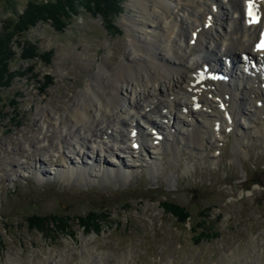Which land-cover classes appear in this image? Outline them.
<instances>
[{"label":"rangeland","instance_id":"rangeland-1","mask_svg":"<svg viewBox=\"0 0 264 264\" xmlns=\"http://www.w3.org/2000/svg\"><path fill=\"white\" fill-rule=\"evenodd\" d=\"M25 1L14 0L16 12L22 13ZM130 1H120L110 25L103 21L108 8L87 10L76 2L64 25L38 19L19 41H9L12 77L0 89V264H48L58 258L83 264L86 250L95 253L98 264H121L124 256L130 264H255L264 259V134L245 115L235 116L239 124L220 142L206 132L202 145L155 150L158 165L153 169L142 151L149 140L142 137L143 149L122 157L127 174L122 181L63 172L66 163L77 164L72 152L77 126L66 112L82 98L101 61L113 68L123 58L130 44L124 22L136 14ZM10 11L0 1V22ZM160 25L165 31L160 42L169 49L178 29L174 13L166 11ZM29 44L39 55L30 56L26 48L21 53ZM150 114L158 122L159 112ZM68 132L71 143H62ZM107 146L117 153L115 148L124 145ZM97 158L117 165L108 153ZM38 167L45 173L38 174ZM162 196L184 205L188 221L180 224L163 212L157 202ZM94 205H104L109 219L93 230L71 221L57 233L40 232L29 229L25 219L31 212L82 214ZM202 207H208L212 228L196 241L189 224Z\"/></svg>","mask_w":264,"mask_h":264},{"label":"bare ground","instance_id":"bare-ground-1","mask_svg":"<svg viewBox=\"0 0 264 264\" xmlns=\"http://www.w3.org/2000/svg\"><path fill=\"white\" fill-rule=\"evenodd\" d=\"M241 1L227 0L226 5L221 0L219 3L223 9L219 8V3L216 4L215 0L130 1V6L136 14L124 22L130 44L125 47L123 58L113 68H107L101 61L81 91L82 98H77L73 107L66 112L67 119L77 126L72 134H75L74 141L79 146L76 150L73 145L75 143L72 144L73 158L77 159V164L73 161L66 163L63 169L66 176L74 174L76 178L89 176L106 180L114 177L120 181L126 178L120 152H129L131 149L125 144L127 137L122 132V126L129 125L131 121V127L137 126L138 134L140 132L141 137L149 140V144L142 149L152 163L151 169L158 165L154 155L157 149L177 151L178 147L186 143L202 145L201 142L206 139L205 132L211 133L212 136L215 133L220 135L219 130H212L213 122L210 126V120L218 124L226 121L212 101L219 93H228L227 107L232 114L230 126L236 123L234 115L238 112L240 115L246 114L248 121L255 123L258 130L264 134V91L259 84L254 85L258 77L236 75V79L228 83L217 84L214 92L199 89L198 85L187 90L190 72L194 67L200 63H207L208 67L216 65L217 54L214 48H217L219 43L225 41V50L228 52L250 51V39L256 25L242 23ZM261 7L264 17V0L261 1ZM168 10L174 13L178 29L172 37V47L166 49L160 42V38L165 34L160 20ZM168 28V33L171 34V24ZM148 30L154 31V34ZM197 51L198 54H195ZM203 93L207 95L204 96ZM192 97L196 99L192 101ZM257 99L262 100L258 106ZM195 101L200 102L203 109L192 110L190 105L196 103ZM182 107H186V110L183 111ZM174 109L180 114L176 115ZM150 112H159L158 122L151 117ZM164 119H167V123H164ZM140 121H143L145 126H150L148 131L143 130V122ZM89 122L92 126L88 127L86 132L84 130L89 126ZM151 127L157 128L158 132L162 131V136L156 143L152 141ZM109 128L111 130L108 132ZM68 134L71 133L61 137L62 143H71L72 135L68 137ZM101 137H106V141L98 139ZM115 137L124 142L123 147H118L119 151L123 149L119 153H115L113 147L107 146L109 140L117 139ZM82 145L90 151L91 157L83 155L86 151L81 149ZM106 153L117 160V165L101 163V158L97 157ZM36 172L43 174L45 170L38 167ZM63 260L64 258L51 259L48 264H64ZM82 263L99 262L94 252L86 250ZM121 264H130L126 256ZM255 264H264V259L257 260Z\"/></svg>","mask_w":264,"mask_h":264},{"label":"trees","instance_id":"trees-1","mask_svg":"<svg viewBox=\"0 0 264 264\" xmlns=\"http://www.w3.org/2000/svg\"><path fill=\"white\" fill-rule=\"evenodd\" d=\"M0 1L3 3L5 9L11 10L10 14L4 17L0 22V89H2L8 86L12 77L8 70V57L12 54V51L9 49V41L12 38H17V41H19L22 33L33 25L36 20L51 18L54 19L55 25H59L60 23L64 25L65 20L75 12V3L79 2L76 4L83 6L87 10L99 7L108 8L109 10L103 14V21H105L107 25H110L112 24L110 14L119 10V3L121 0H110L109 6L106 5V0H26L21 10L22 13L15 11L14 0ZM24 48L30 49V56L39 55L33 44L21 48V53ZM157 202L160 204L162 211L170 214L176 222L183 224L188 221L190 212L184 205L177 204L166 196H162ZM207 209L208 207L200 208L194 223L189 224L192 236H194L193 239L196 241L201 239V237L207 234L212 228V225H208ZM103 210H106L104 205H94L88 207L82 214H72L71 216L62 212L47 214L31 212L25 216V219H27V226L29 229L34 228L40 232L48 231L57 233L58 231L65 230L69 226L68 222L71 221H75L81 228H90L93 230L96 229L98 225L108 221L109 215Z\"/></svg>","mask_w":264,"mask_h":264},{"label":"snow or ice","instance_id":"snow-or-ice-1","mask_svg":"<svg viewBox=\"0 0 264 264\" xmlns=\"http://www.w3.org/2000/svg\"><path fill=\"white\" fill-rule=\"evenodd\" d=\"M250 14H251V12H250ZM258 48H260V49H264V41H262L261 44L258 45Z\"/></svg>","mask_w":264,"mask_h":264},{"label":"water","instance_id":"water-1","mask_svg":"<svg viewBox=\"0 0 264 264\" xmlns=\"http://www.w3.org/2000/svg\"><path fill=\"white\" fill-rule=\"evenodd\" d=\"M247 181H251V180H247Z\"/></svg>","mask_w":264,"mask_h":264}]
</instances>
